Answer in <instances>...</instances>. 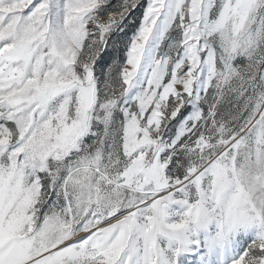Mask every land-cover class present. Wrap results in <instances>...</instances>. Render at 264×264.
Instances as JSON below:
<instances>
[{
    "label": "snow or ice",
    "instance_id": "snow-or-ice-1",
    "mask_svg": "<svg viewBox=\"0 0 264 264\" xmlns=\"http://www.w3.org/2000/svg\"><path fill=\"white\" fill-rule=\"evenodd\" d=\"M0 264H264V0H0Z\"/></svg>",
    "mask_w": 264,
    "mask_h": 264
}]
</instances>
